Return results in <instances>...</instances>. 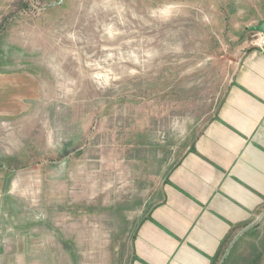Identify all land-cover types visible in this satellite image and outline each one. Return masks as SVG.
Instances as JSON below:
<instances>
[{
	"label": "rangeland",
	"instance_id": "1",
	"mask_svg": "<svg viewBox=\"0 0 264 264\" xmlns=\"http://www.w3.org/2000/svg\"><path fill=\"white\" fill-rule=\"evenodd\" d=\"M262 24L264 0H0V227L14 176L35 178L32 199L45 204L30 212L44 233L16 259L129 264L125 207L152 197L213 119L256 48L261 32L248 28ZM89 215L79 225L101 232V253L70 239ZM257 228L226 264H264V221ZM55 234L62 249L46 253Z\"/></svg>",
	"mask_w": 264,
	"mask_h": 264
},
{
	"label": "crops",
	"instance_id": "2",
	"mask_svg": "<svg viewBox=\"0 0 264 264\" xmlns=\"http://www.w3.org/2000/svg\"><path fill=\"white\" fill-rule=\"evenodd\" d=\"M17 178L10 187L12 215L0 227V264H21L16 256L32 254V238L44 233L45 221L30 213L33 207H45L43 198L40 203L32 199L35 178ZM125 212L135 224L129 264H226L229 252L255 235L264 221V49L243 55L213 119L152 197L139 207L126 206ZM86 217L96 215L72 221V244L78 249L81 244L82 254L101 253L95 248L102 240L93 234L94 225H79ZM102 219L111 224V212ZM55 228L59 230L57 223ZM102 234L110 240L100 250L110 252L111 231L105 225ZM58 243L62 249L55 234L50 244L43 241L44 250L58 254Z\"/></svg>",
	"mask_w": 264,
	"mask_h": 264
},
{
	"label": "built area",
	"instance_id": "3",
	"mask_svg": "<svg viewBox=\"0 0 264 264\" xmlns=\"http://www.w3.org/2000/svg\"><path fill=\"white\" fill-rule=\"evenodd\" d=\"M258 36H259V38L256 41V43L254 44V46L264 49V33H260Z\"/></svg>",
	"mask_w": 264,
	"mask_h": 264
},
{
	"label": "water",
	"instance_id": "4",
	"mask_svg": "<svg viewBox=\"0 0 264 264\" xmlns=\"http://www.w3.org/2000/svg\"><path fill=\"white\" fill-rule=\"evenodd\" d=\"M252 32H258L264 33V24H262L260 27H251L249 28Z\"/></svg>",
	"mask_w": 264,
	"mask_h": 264
}]
</instances>
